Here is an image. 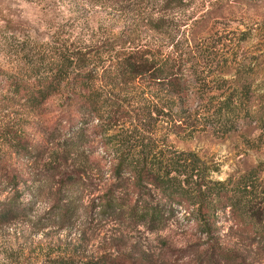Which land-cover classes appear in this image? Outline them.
<instances>
[{
  "label": "trees",
  "instance_id": "obj_1",
  "mask_svg": "<svg viewBox=\"0 0 264 264\" xmlns=\"http://www.w3.org/2000/svg\"><path fill=\"white\" fill-rule=\"evenodd\" d=\"M104 45L113 47L111 40L96 46ZM34 49L23 28L0 27V53L16 58L11 68H0V112L16 106L38 109L50 97L65 94L67 105L78 116L69 119L70 130L60 146L80 150L92 135L101 136L110 181L92 207L103 219L122 220L152 232L181 217L204 237L197 243L194 264H257L245 244L247 240L255 246L254 254L264 252L263 163L223 180L213 179L217 166L194 151L174 147L159 133L160 127L171 133L208 128L218 135L237 130L253 116L249 74L237 72L230 81L209 78L226 70V62L214 53H194L190 63L176 50L130 49L115 60L113 79L119 84L138 81V90L152 95L150 101L130 109L115 98L113 86L96 82V54L56 45ZM42 148L19 127L0 121V225L26 215L37 194L30 192L36 182L32 172L24 177L11 157L36 162L44 155ZM80 176L78 169L66 172L63 167L59 172L60 180L70 185H76ZM28 181L32 189L25 200L23 186ZM226 223L236 238L231 244L222 240ZM125 260L108 254L86 260L58 256L49 264H126Z\"/></svg>",
  "mask_w": 264,
  "mask_h": 264
},
{
  "label": "rangeland",
  "instance_id": "obj_2",
  "mask_svg": "<svg viewBox=\"0 0 264 264\" xmlns=\"http://www.w3.org/2000/svg\"><path fill=\"white\" fill-rule=\"evenodd\" d=\"M5 25L23 28L28 43L36 46L34 50L56 45L96 54V82L105 88L113 86L115 98L130 109L150 101L152 95L138 90V81L119 84L113 79L115 60L124 52L137 48L159 53L176 50L190 63L192 54L199 51L220 56L226 70L209 78L230 81L237 72L249 74L253 78L252 118L225 135L208 128L171 133L160 127L159 133L174 147L194 151L217 166L213 179L223 180L258 163L264 167V0H0V27ZM107 40H111L112 49L96 46ZM15 61L14 55L0 53V68H11ZM77 116L64 93L50 97L38 109L16 106L0 112L1 122L19 127L44 151L36 162L11 157L24 177L32 172L36 179L34 189L28 186L30 181L23 186L25 200L30 197L27 190L37 194L26 215L0 225V264H49L50 258L58 256L86 260L103 254L123 256L126 264L154 260L155 264H194L197 243L204 237L193 223L179 217V222L171 221L151 232L122 220L103 219L92 207L110 181L108 165L101 136L92 135L80 150L60 146L70 130L69 119ZM96 121L90 122L91 128ZM63 167L66 172L80 170L76 185L60 180ZM221 235L224 243L236 241L228 223ZM245 246L250 259L264 264V252L254 254L255 246L247 240Z\"/></svg>",
  "mask_w": 264,
  "mask_h": 264
}]
</instances>
